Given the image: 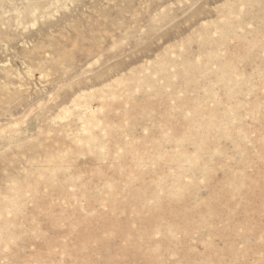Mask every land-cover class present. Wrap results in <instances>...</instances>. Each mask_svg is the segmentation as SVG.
I'll return each mask as SVG.
<instances>
[{"label": "rangeland", "instance_id": "obj_1", "mask_svg": "<svg viewBox=\"0 0 264 264\" xmlns=\"http://www.w3.org/2000/svg\"><path fill=\"white\" fill-rule=\"evenodd\" d=\"M0 264H264V0H0Z\"/></svg>", "mask_w": 264, "mask_h": 264}]
</instances>
